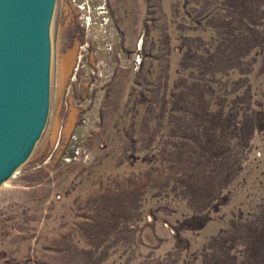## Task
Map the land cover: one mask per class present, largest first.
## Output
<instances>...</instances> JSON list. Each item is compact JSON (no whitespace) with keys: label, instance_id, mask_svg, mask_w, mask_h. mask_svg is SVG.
Wrapping results in <instances>:
<instances>
[{"label":"rangeland","instance_id":"1","mask_svg":"<svg viewBox=\"0 0 264 264\" xmlns=\"http://www.w3.org/2000/svg\"><path fill=\"white\" fill-rule=\"evenodd\" d=\"M48 41L0 264H264V0H54Z\"/></svg>","mask_w":264,"mask_h":264},{"label":"water","instance_id":"2","mask_svg":"<svg viewBox=\"0 0 264 264\" xmlns=\"http://www.w3.org/2000/svg\"><path fill=\"white\" fill-rule=\"evenodd\" d=\"M54 0H0V181L29 153L48 105Z\"/></svg>","mask_w":264,"mask_h":264}]
</instances>
